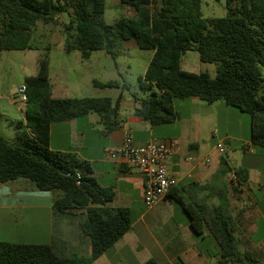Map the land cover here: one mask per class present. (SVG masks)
Masks as SVG:
<instances>
[{
	"label": "trees",
	"instance_id": "trees-1",
	"mask_svg": "<svg viewBox=\"0 0 264 264\" xmlns=\"http://www.w3.org/2000/svg\"><path fill=\"white\" fill-rule=\"evenodd\" d=\"M119 1L133 8L135 15L108 24L107 0H0V53L35 49L31 43L34 28L39 23L58 24V18L66 15L64 49L79 51L83 60L97 51L116 59L119 42L128 41L153 53L138 78L140 89L149 96L131 94L137 117L152 126L170 124L179 119L176 100L224 101L249 114L251 142L264 148V0H227L228 15L221 18H205L203 0ZM191 50L198 52L202 63L215 65L214 75L182 68V56ZM50 71V59L44 56L36 75L24 79L25 121L16 124L15 140L0 136V184L24 178L42 191L60 190L55 212L82 216L80 229L89 237L92 253L67 256L53 245L0 241V264H92L133 226L128 209L106 207L110 190L92 177L88 161L49 146L53 123L91 112L101 117L106 132L116 129L120 98L115 102L109 97L54 98ZM94 85L130 90L116 80H95ZM223 162L228 164L227 157L223 156ZM236 173L234 191L249 179L248 171ZM175 199L189 216L195 235L209 231L216 238L219 264H264L251 252L240 250L228 196L214 208L180 196ZM179 264L184 262L180 259Z\"/></svg>",
	"mask_w": 264,
	"mask_h": 264
},
{
	"label": "crops",
	"instance_id": "crops-1",
	"mask_svg": "<svg viewBox=\"0 0 264 264\" xmlns=\"http://www.w3.org/2000/svg\"><path fill=\"white\" fill-rule=\"evenodd\" d=\"M73 52L63 50L66 57ZM198 62V52L191 50L182 56L181 66L192 72L190 68ZM65 63H61L60 70L51 65L54 98H70ZM119 98V126L111 132H106L101 117L94 112L50 127V148L76 153L88 161L92 177L110 190L106 207L126 208L131 213L132 229L92 264H179L180 259L184 264H219L216 238L209 231L195 235L189 216L175 196L211 208L228 196L240 250L264 262V148L253 144L251 135L249 142L251 122L245 112H236L237 108L224 101L209 104L191 97L175 101L177 121L152 126L134 114L136 104L131 95L121 92L111 99L115 102ZM18 109L22 113L19 121H25L24 105ZM125 129L133 132L137 145L156 138L178 147L168 163L178 183L152 208L144 201L143 174L106 154L107 148L122 145ZM219 143H237L244 155L231 157L226 150V165L217 150ZM237 170L242 175L248 171L249 179L234 191L237 183L231 181L230 174H237ZM61 196L60 190L42 191L24 178L0 184V241L53 245L67 256H90L91 241L80 229L82 216L57 214L54 210Z\"/></svg>",
	"mask_w": 264,
	"mask_h": 264
},
{
	"label": "rangeland",
	"instance_id": "rangeland-1",
	"mask_svg": "<svg viewBox=\"0 0 264 264\" xmlns=\"http://www.w3.org/2000/svg\"><path fill=\"white\" fill-rule=\"evenodd\" d=\"M227 0H203V13L205 18L226 17ZM133 8L120 4L119 0H107L105 20L108 24L115 23L121 17L134 16ZM68 16L61 15L58 24L39 23L33 30L32 45L35 49L25 51H3L0 53V136L15 140L16 124L22 118L18 107H22L19 96L12 90L24 84L27 76L36 75L41 57L48 56L54 70L62 68L65 63V78L69 79L70 98H101L115 99L123 92L130 96L136 93L139 97L147 98L149 93L143 92L139 87L138 78L143 75L152 58V52L140 50L134 41L119 42L116 49L117 58L113 59L105 51L94 52L90 59L83 60L79 51H74L70 57L63 54L66 34L64 23ZM192 72L208 71L215 74V65L194 63ZM118 81L121 85L130 86V90L123 88H99L94 81ZM240 112L238 109H234ZM249 119V114L244 113ZM245 133V130H244ZM249 142L251 127L249 129ZM224 145V144H223ZM225 150L232 157L244 155L237 143L224 145Z\"/></svg>",
	"mask_w": 264,
	"mask_h": 264
},
{
	"label": "built area",
	"instance_id": "built-area-1",
	"mask_svg": "<svg viewBox=\"0 0 264 264\" xmlns=\"http://www.w3.org/2000/svg\"><path fill=\"white\" fill-rule=\"evenodd\" d=\"M27 88L23 84L15 92L20 102H27ZM220 155H225L222 143L217 145ZM178 151L174 143L164 142L156 138L148 140L145 144L137 145L134 142L133 132L124 130V138L121 146L107 148L106 154L121 163L137 169L145 178L144 201L148 208H152L162 201L177 185V178L171 174L168 163ZM80 178V174H78ZM232 182L237 183V175L230 174ZM78 184L80 182L78 181Z\"/></svg>",
	"mask_w": 264,
	"mask_h": 264
}]
</instances>
